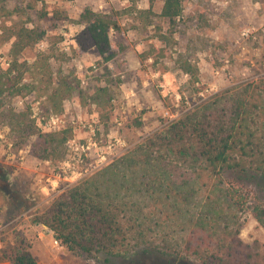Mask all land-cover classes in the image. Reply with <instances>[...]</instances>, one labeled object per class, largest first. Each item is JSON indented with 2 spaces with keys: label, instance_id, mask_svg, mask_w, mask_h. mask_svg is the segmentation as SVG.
Returning a JSON list of instances; mask_svg holds the SVG:
<instances>
[{
  "label": "trees",
  "instance_id": "16d2710c",
  "mask_svg": "<svg viewBox=\"0 0 264 264\" xmlns=\"http://www.w3.org/2000/svg\"><path fill=\"white\" fill-rule=\"evenodd\" d=\"M0 0V45L10 43L6 67L0 64V122L18 146L52 163L64 160L72 126L41 130L31 105L21 108L14 98L34 94L47 115L63 112L65 100L77 94L80 105H93L104 125L113 112L121 63L110 31L118 28L114 13L85 7L77 23V52L95 47L101 65L98 82L83 87L65 62L66 53L52 47L33 61L22 53L42 40L45 31L28 20L9 22L14 10ZM141 14L173 25L181 0H160L156 14ZM31 6V5H29ZM25 14L24 9H16ZM41 18L47 16L42 9ZM146 57H165L173 39ZM179 68L194 79L195 63L180 59ZM264 179V75L214 93L140 141L117 159L67 187L33 219L76 256L127 259L137 264H264V245L243 242L239 233L246 211L264 230V200L249 180ZM4 264H39L28 245H20Z\"/></svg>",
  "mask_w": 264,
  "mask_h": 264
},
{
  "label": "rangeland",
  "instance_id": "374dc122",
  "mask_svg": "<svg viewBox=\"0 0 264 264\" xmlns=\"http://www.w3.org/2000/svg\"><path fill=\"white\" fill-rule=\"evenodd\" d=\"M181 5L180 15L170 25L158 16L148 22V17L141 14L149 7L148 0L7 1V7L14 10L9 22L26 19L29 25L45 31L42 40L22 53L23 59L31 62L38 52L55 47L67 55L65 62L53 64L55 70H72L83 87L96 85L95 78L101 72L96 48L88 47L84 53L76 51L77 35L83 28L77 18L83 8L89 7L115 14L118 28L110 31V37L123 63L113 112L106 125L99 121L93 105H80L77 94L65 100L63 112L56 114L61 118L60 128L72 126L71 140L75 143H85L89 137L94 141L95 145L82 153V162H76L72 147L67 146L63 161L52 163L36 158V169H32L29 161L34 157L29 147L16 145L9 128L0 122V264L22 244L30 247L39 264H137L121 258L104 261L101 255H73L46 226L33 219L67 187L83 179L77 170L96 163L100 154H105L109 163L159 130L168 119L179 117L212 94L264 75V0H181ZM160 6L157 0L151 9L157 14ZM42 9L47 12L43 18ZM245 31L247 34H243ZM164 33L174 42L166 46L167 56L146 57L153 47L166 45L161 37ZM9 46L10 43L0 45L2 67L7 66ZM180 59L195 63L196 79L179 68ZM131 89L137 92L136 99ZM26 103L42 112L43 120L35 116L38 127L50 130L49 114L42 111L34 94L27 93L13 101L18 108ZM37 173L56 176L57 182L40 186L35 179ZM248 185L256 197L264 200V179L249 180ZM38 231L45 234L43 239ZM239 237L245 243L256 239L264 245V230L248 211Z\"/></svg>",
  "mask_w": 264,
  "mask_h": 264
},
{
  "label": "built area",
  "instance_id": "2783aa9c",
  "mask_svg": "<svg viewBox=\"0 0 264 264\" xmlns=\"http://www.w3.org/2000/svg\"><path fill=\"white\" fill-rule=\"evenodd\" d=\"M243 34H247V31L243 32ZM41 46H42V44H41ZM7 65H8V63H7ZM31 110H32V116L34 118H35L36 115H38V117L40 118V119L38 118L39 120H43L44 119L43 114H42L41 110L38 107H35V108L31 107ZM35 110H37V111H35ZM166 113H167V111H166ZM172 119H175V118L168 119V121H166V122H169ZM60 123H61V118L58 115L53 114V113H50L48 115L47 125H48L50 130L60 129ZM94 145H95V143H94V141L92 140L91 137H89V139L86 140L85 143H82V144L75 143L74 139H72V140L70 139V140L67 141V146H71L73 151H74V153H75L73 156L75 157V160H76L77 163L83 161L82 160V156H81L82 153L87 152ZM107 147L110 149L111 145H108ZM106 161H107L106 155L105 154H100L98 156V160H97L96 163H91L90 165H87L83 169L77 170L76 173L78 174V176L80 178L81 177H85V176L91 174L92 172H94L95 170L99 169L100 167H102L106 163Z\"/></svg>",
  "mask_w": 264,
  "mask_h": 264
},
{
  "label": "crops",
  "instance_id": "0c3cea01",
  "mask_svg": "<svg viewBox=\"0 0 264 264\" xmlns=\"http://www.w3.org/2000/svg\"><path fill=\"white\" fill-rule=\"evenodd\" d=\"M130 94H132V96H136L135 99L137 98V92L134 91L133 89H131ZM34 159H36V158L34 157V158L32 159V161H29V166H30L32 169H36V167L34 166V163H35ZM35 179L37 180L36 183H39L40 186H42V185H46V186H48V185H49L48 182H49L50 184H55V183L57 182L56 176H54V177H53V176H50V175H49V176H44L43 173H37ZM40 186H39V187H40ZM51 187H53V186H51ZM51 187H50V189L52 190ZM0 212H2V211H0ZM38 233H39L40 236H42V239L45 237V234L43 235V234H42L41 232H39V231H38ZM43 236H44V237H43Z\"/></svg>",
  "mask_w": 264,
  "mask_h": 264
}]
</instances>
